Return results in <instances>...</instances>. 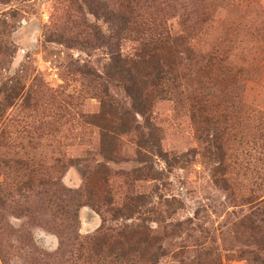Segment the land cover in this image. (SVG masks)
<instances>
[{
    "label": "rangeland",
    "instance_id": "374dc122",
    "mask_svg": "<svg viewBox=\"0 0 264 264\" xmlns=\"http://www.w3.org/2000/svg\"><path fill=\"white\" fill-rule=\"evenodd\" d=\"M183 1L147 123L81 0H0V264H264V0Z\"/></svg>",
    "mask_w": 264,
    "mask_h": 264
},
{
    "label": "trees",
    "instance_id": "16d2710c",
    "mask_svg": "<svg viewBox=\"0 0 264 264\" xmlns=\"http://www.w3.org/2000/svg\"><path fill=\"white\" fill-rule=\"evenodd\" d=\"M88 12L97 20L109 25V35L100 28L94 31L95 42H101L109 47L112 62L106 76L108 82L123 88L130 96L132 109L147 123L150 122V107L155 96L162 95L165 87L173 78L172 64L182 67L180 52L187 53L191 49L187 46L189 40L186 35H172L168 29L169 11H184L187 7L181 5L183 0H81ZM192 1V0H191ZM183 2H188L184 0ZM199 16L203 17V6H200ZM81 9L83 6L80 5ZM195 11L187 10L183 14L184 23L191 31L198 23L194 17ZM194 17V19H192ZM133 34L140 43V49L134 57L124 56L120 44L127 35ZM167 49V50H165ZM166 53V56L164 55ZM106 109L112 104H103ZM99 120L98 117H95ZM102 120V119H101ZM99 127L103 131V144L107 151L116 146L119 137L131 131L124 128L121 131L104 128L99 120ZM123 210L117 211L120 218ZM256 224L258 234L263 233L262 223Z\"/></svg>",
    "mask_w": 264,
    "mask_h": 264
}]
</instances>
